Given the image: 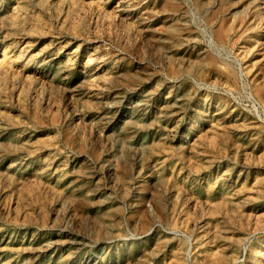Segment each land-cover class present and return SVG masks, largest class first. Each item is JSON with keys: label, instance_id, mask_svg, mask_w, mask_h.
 Returning <instances> with one entry per match:
<instances>
[{"label": "rangeland", "instance_id": "obj_1", "mask_svg": "<svg viewBox=\"0 0 264 264\" xmlns=\"http://www.w3.org/2000/svg\"><path fill=\"white\" fill-rule=\"evenodd\" d=\"M0 264H264V0H0Z\"/></svg>", "mask_w": 264, "mask_h": 264}, {"label": "bare ground", "instance_id": "obj_2", "mask_svg": "<svg viewBox=\"0 0 264 264\" xmlns=\"http://www.w3.org/2000/svg\"><path fill=\"white\" fill-rule=\"evenodd\" d=\"M234 128V127H233Z\"/></svg>", "mask_w": 264, "mask_h": 264}]
</instances>
